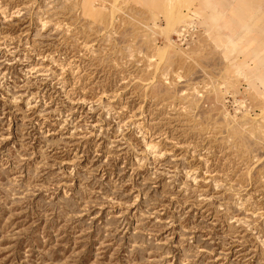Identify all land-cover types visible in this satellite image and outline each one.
Listing matches in <instances>:
<instances>
[{"label": "rangeland", "instance_id": "rangeland-1", "mask_svg": "<svg viewBox=\"0 0 264 264\" xmlns=\"http://www.w3.org/2000/svg\"><path fill=\"white\" fill-rule=\"evenodd\" d=\"M0 264H264V0H0Z\"/></svg>", "mask_w": 264, "mask_h": 264}]
</instances>
